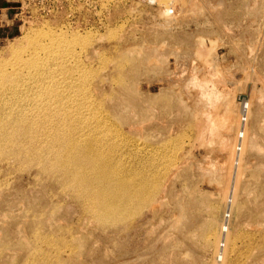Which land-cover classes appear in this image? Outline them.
Listing matches in <instances>:
<instances>
[{
  "label": "rangeland",
  "instance_id": "obj_1",
  "mask_svg": "<svg viewBox=\"0 0 264 264\" xmlns=\"http://www.w3.org/2000/svg\"><path fill=\"white\" fill-rule=\"evenodd\" d=\"M4 1L0 264H264V0ZM43 29L62 32L72 87L10 94L4 69ZM58 128L154 198L101 223L53 156L14 152Z\"/></svg>",
  "mask_w": 264,
  "mask_h": 264
},
{
  "label": "bare ground",
  "instance_id": "obj_2",
  "mask_svg": "<svg viewBox=\"0 0 264 264\" xmlns=\"http://www.w3.org/2000/svg\"><path fill=\"white\" fill-rule=\"evenodd\" d=\"M63 40L62 32L47 29L38 31V34L24 46L20 53L14 56V59L3 71L2 79L7 83L10 94L22 92L23 97L41 100L45 92L49 94L56 92V96L59 97L58 92L66 91L72 87L69 78H72L76 71L75 67L67 61L68 55L65 54ZM65 65H68L69 69ZM116 71L118 72V70ZM62 99L60 98L59 102ZM99 105L97 103L98 107H100ZM97 106L96 108H98ZM20 123L23 122L20 121ZM66 129L58 128L53 138L46 136L47 143L41 145L40 148L37 144L44 142H40L38 136L34 137V133L30 131L27 135L33 136L27 140L34 139L35 141L24 146H16L14 152L17 156H25L28 159L40 158L45 155L53 156L58 170L66 178L74 180L78 193L87 197L93 212L101 223L116 222L118 215L129 214L133 207L130 206V202L133 200L139 204H145L154 198L156 191L144 190L140 192L138 190L135 193L128 180L118 176L119 170L112 158L106 155L104 149L93 140L86 139L84 133L78 132L77 129L70 130L71 132ZM241 132L242 137L239 138L238 135L239 152L244 139V130ZM93 136L97 137V135ZM81 137H85V139H81ZM101 140L103 139L101 138ZM240 237L241 234L234 235L233 245L235 240ZM260 245L259 247H261ZM224 246L225 241L223 248Z\"/></svg>",
  "mask_w": 264,
  "mask_h": 264
},
{
  "label": "built area",
  "instance_id": "obj_3",
  "mask_svg": "<svg viewBox=\"0 0 264 264\" xmlns=\"http://www.w3.org/2000/svg\"><path fill=\"white\" fill-rule=\"evenodd\" d=\"M16 16V14H15ZM239 108H240V122L244 123L246 121V111H247V108H248V105L246 103V100L244 98H242V100L239 102ZM242 137V132L239 133V138ZM237 149L236 150H239V145L236 146ZM228 219H229V212H226L224 214V221L222 223V232H225L227 227H226V224L228 222ZM221 246H223V244H221Z\"/></svg>",
  "mask_w": 264,
  "mask_h": 264
},
{
  "label": "crops",
  "instance_id": "obj_4",
  "mask_svg": "<svg viewBox=\"0 0 264 264\" xmlns=\"http://www.w3.org/2000/svg\"><path fill=\"white\" fill-rule=\"evenodd\" d=\"M6 4H7V2H5L4 0H0V11L3 12L2 14H0V39L2 38L3 32L5 31L3 27L8 25V24H6L8 22L3 23L5 20H4V18H2L3 15L6 16V18H7L6 10L8 7H6L7 6Z\"/></svg>",
  "mask_w": 264,
  "mask_h": 264
}]
</instances>
